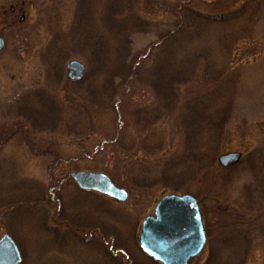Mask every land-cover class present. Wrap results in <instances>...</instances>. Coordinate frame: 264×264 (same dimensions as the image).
Here are the masks:
<instances>
[{"label": "rangeland", "instance_id": "obj_1", "mask_svg": "<svg viewBox=\"0 0 264 264\" xmlns=\"http://www.w3.org/2000/svg\"><path fill=\"white\" fill-rule=\"evenodd\" d=\"M3 34L0 101L57 116L33 121L34 140L25 128L0 145V239L11 235L20 264H163L139 238L167 193L199 198L209 228L189 264H264V0H0ZM72 59L87 68L66 84ZM170 80L180 92L157 91ZM5 109L1 133L21 119ZM137 114L155 123L141 128ZM139 144L162 151L146 156ZM232 151L240 162L222 167ZM132 154L146 168L126 177L119 157ZM201 165L207 181L195 176ZM105 169L126 201L70 175Z\"/></svg>", "mask_w": 264, "mask_h": 264}, {"label": "water", "instance_id": "obj_2", "mask_svg": "<svg viewBox=\"0 0 264 264\" xmlns=\"http://www.w3.org/2000/svg\"><path fill=\"white\" fill-rule=\"evenodd\" d=\"M5 46V39L0 36V51ZM68 77L81 79L86 72V65L73 59L67 64ZM241 158L239 152H229L219 157L223 167L236 165ZM71 177L84 190H95L119 201L129 198L128 191L116 185L104 172L90 170L72 171ZM207 242L202 212L197 198L189 193L165 194L155 213L147 216L141 227L139 238L143 252L163 264H189L203 250ZM21 252L9 234L0 239V264H19Z\"/></svg>", "mask_w": 264, "mask_h": 264}, {"label": "trees", "instance_id": "obj_3", "mask_svg": "<svg viewBox=\"0 0 264 264\" xmlns=\"http://www.w3.org/2000/svg\"><path fill=\"white\" fill-rule=\"evenodd\" d=\"M224 2V1H223ZM125 3V2H124ZM187 3V2H186ZM185 2H183V4H186ZM85 7H86V5H85ZM84 7V8H85ZM112 9H116V6H114V7H112ZM112 9H110V11H112L113 12V10ZM122 9L124 10L125 8L124 7H122ZM123 10H120V11H117V12H119V13H121L122 14V19L124 20L125 18H126V16H129V15H132V14H134L135 15V17H137L138 15H139V13L138 12H136V11H132V12H127V14H123L121 11H123ZM84 11H87L86 9H84ZM128 11V10H127ZM112 15V14H111ZM120 21H122V20H120ZM136 21V20H135ZM137 23V22H136ZM117 26H120V24L118 23L117 24ZM11 31H12V29H11ZM12 33H14V31H12ZM16 34V36H17V32H15ZM168 36H169V34H168ZM168 36H166V38L168 37ZM154 45L155 44H153L152 45V47H154ZM151 51V49H150V47H149V52ZM149 52L148 53H146L145 55H143L142 56V59L144 58V57H146L148 54H149ZM141 61V60H140ZM138 66V63H136L135 64V66H134V68H133V70H135L136 69V67ZM48 69V68H47ZM60 77H61V79H63V75L61 74L60 75ZM70 82H71V80L70 79H67V80H65V83L66 84H70ZM183 85V83H181V82H179V81H175V83H174V81L173 80H170V81H168V83L167 84H161L160 83V85H157V91H160V90H162L161 92L162 93H170V94H173V93H177V86L179 87V88H181V86ZM67 87L69 88V86L67 85ZM55 88V87H54ZM163 89H165V91H163ZM175 89V90H174ZM42 93L40 94V96L42 95V94H44V92L43 91H41ZM178 92H180V91H178ZM40 93V92H39ZM123 93L122 94H119L118 96H117V100H116V105H117V107H116V109H117V113H118V115H117V119H118V126H119V129L121 130V131H123V126L126 124V120L125 119H127V118H125V111H124V108H122L121 107V103L123 102ZM75 98V97H74ZM159 102V101H158ZM78 103H80L81 104V102L78 100ZM82 105V104H81ZM185 105V98H183V97H181V98H177V101L176 102H174L173 103V105H170V106H174L175 107V109L177 108V107H179V108H182L183 106ZM7 108V109H5V110H8L7 112L5 111V110H3L4 112H3V117L2 118H4L5 116H7L8 114H10L11 112L13 113V112H15V114H14V116H13V118H15V116L16 115H18V117L19 118H21L20 120H18V122H16L15 123V120H14V122H13V124L14 125H12V127H9L5 132H3V133H1V131L3 130V129H5V126H6V123H4V124H2V125H0V145L3 143V142H5V141H7V140H9V138L11 137V136H13V134L14 133H16L19 129L20 130H23L24 131V129L26 128V132L27 133H29L28 134V139L27 140H30V139H33L32 138V136H34V134L32 133V123H33V121H34V123L37 125V122L39 121H42V120H44L45 118L47 119V117H49V116H52V117H57L56 115H46L45 113H43V112H41V111H39L38 109H35V107H34V109L32 108V109H30L29 111L28 110H26V108H21V107H19L18 106V102L17 103H13V104H9V103H3V102H1L0 101V109L2 108V109H4V108ZM15 107V108H14ZM171 108V107H170ZM14 110V111H13ZM26 112L25 114H24V111ZM136 110V109H135ZM10 111V112H9ZM135 118H138L137 119V121H135L134 123L136 124V123H138V126H140L141 125V128H142V125H147L148 123H150V122H153L154 121V123H155V120H144V117L142 116V114L141 115H139L138 116V114H137V117H135ZM5 120H0V122H4ZM4 125V128L2 127ZM50 125V124H49ZM51 126V125H50ZM137 128V127H136ZM146 129V127L142 130V134H144V130ZM139 131H141V129H139ZM38 132H41V130L40 129H38V128H36L35 127V136L37 137V135H38ZM25 135H26V138H27V134L25 133ZM34 140V139H33ZM36 141V140H35ZM109 141V140H108ZM111 142H113L112 140H111ZM157 148H150V147H147L146 145H144L143 144V146L141 145V144H139V150H137V151H140V150H143V153H146V156L148 155V156H152V155H156L157 153H159V150H161L162 151V147L160 146V149H159V146H156ZM137 151H135V152H137ZM132 153H134V152H132ZM117 154V156H120L121 155V153H116ZM132 156H134V157H132ZM128 157V158H127ZM120 159H122V161L123 162H125V166L123 167V169H124V171H125V173H126V177H129V176H138V174H136L135 172L138 170V168H140L141 167V164H138V163H135V161H137V157H135V155L134 154H132V155H126L125 157H119ZM127 158V160H125ZM120 159H117L119 162H121L122 163V161L120 160ZM138 162V161H137ZM146 164V163H145ZM145 164H143L142 165V170H143V168H146V166H145ZM205 167V165H201L199 168H200V170L199 169H196V171L195 172H197L196 174H195V176H197V177H203V178H205V180L207 181V178H209L208 176V174L207 173H202V170H203V168ZM106 170V173L115 181V179H114V173H112V171H110V170H108V169H105ZM112 170V169H111ZM194 170L195 169H193V171L192 172H194ZM135 173V174H134ZM124 176V180L126 179V177ZM214 196H216V197H218L219 198V196H220V194H218V193H215V194H213ZM199 199V198H198ZM225 200H227V196L226 195H224L222 198H221V201H225ZM209 228L207 227V230H208ZM118 249V248H117ZM127 262H129V261H127Z\"/></svg>", "mask_w": 264, "mask_h": 264}, {"label": "flooded vegetation", "instance_id": "obj_4", "mask_svg": "<svg viewBox=\"0 0 264 264\" xmlns=\"http://www.w3.org/2000/svg\"><path fill=\"white\" fill-rule=\"evenodd\" d=\"M100 195H102V194H100ZM104 197H106V196H104ZM106 198H108V197H106ZM108 199H110V200H113L112 198H108ZM64 222V221H63ZM64 223H66V222H64ZM69 225V224H68ZM70 227V226H69ZM96 227H98V226H96ZM78 231H82V233H83V235L85 236V237H87V238H92L91 236H93V230H91V229H88V227H83V229H81V228H76ZM93 229V228H92ZM206 229H207V226H206ZM88 235H91L90 237H88ZM110 250H111V248H110ZM109 252V251H108ZM109 254H111V255H115L113 252H109Z\"/></svg>", "mask_w": 264, "mask_h": 264}]
</instances>
